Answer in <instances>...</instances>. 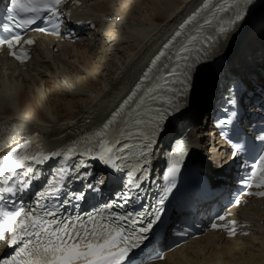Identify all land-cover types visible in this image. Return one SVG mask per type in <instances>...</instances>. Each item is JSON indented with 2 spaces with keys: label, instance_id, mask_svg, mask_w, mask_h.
<instances>
[{
  "label": "snow or ice",
  "instance_id": "snow-or-ice-1",
  "mask_svg": "<svg viewBox=\"0 0 264 264\" xmlns=\"http://www.w3.org/2000/svg\"><path fill=\"white\" fill-rule=\"evenodd\" d=\"M67 3L9 0L8 22L0 26V51L6 50L7 56L21 64L30 61L29 46L36 44V38H25L27 32L59 36L64 19L71 16L70 9L63 10ZM72 3L80 7L81 0ZM249 5L254 6L253 0H203L179 24L130 93L90 134L55 149L42 146L39 132L0 138V152H4L0 155V203L7 199L4 207L12 206L8 211L0 209V243L7 241L0 264H142L137 250L149 247L162 219L164 204L188 152L192 138L189 130L172 140L171 166L165 177L168 186L156 206L142 211L138 218L126 208L141 198L155 148L188 118V98L195 78L214 62L211 57L217 45L245 19ZM226 103V118L217 120L219 135L230 145L232 162L241 156L252 161L250 165L242 161L246 174L239 182L246 191L229 201L239 205L241 195L264 198V124L254 126L258 135L249 134L236 96L230 94ZM56 158L64 163L58 162L45 178L40 165ZM41 181L42 187L32 192L25 206V196ZM106 191L110 193L107 202L100 206L93 203L92 213L63 214L68 205L78 208L81 203L103 201ZM118 208L125 211H116ZM226 215H230L226 209L225 214L217 213L211 229H225L235 236L238 221L225 222ZM128 221L138 226L129 230ZM175 235L186 236L187 232ZM154 254L159 260L166 259L164 251Z\"/></svg>",
  "mask_w": 264,
  "mask_h": 264
},
{
  "label": "bare ground",
  "instance_id": "bare-ground-1",
  "mask_svg": "<svg viewBox=\"0 0 264 264\" xmlns=\"http://www.w3.org/2000/svg\"><path fill=\"white\" fill-rule=\"evenodd\" d=\"M202 3L203 0H85L87 7L97 12L95 17H101L98 11L107 15V20L99 21L103 31L92 32L88 42L62 46L58 54L47 51L44 67L37 65L34 73L22 70L15 77L18 70L0 67V113L33 121L56 137H66L105 118L138 82L164 37ZM235 29L221 42L220 54L244 49L249 39L264 37V8ZM261 58L253 52L250 61L242 63L241 59L240 75L264 88L262 74L253 67L254 63L260 66ZM209 78L210 73H200L188 104L203 151L211 156V146L218 143V138L214 140L212 136L209 140L214 129L204 123L214 95L206 90ZM52 82L56 88L49 92ZM258 207L241 213L253 218L255 237L221 240L212 235L153 264H264V208L260 204Z\"/></svg>",
  "mask_w": 264,
  "mask_h": 264
},
{
  "label": "rangeland",
  "instance_id": "rangeland-1",
  "mask_svg": "<svg viewBox=\"0 0 264 264\" xmlns=\"http://www.w3.org/2000/svg\"><path fill=\"white\" fill-rule=\"evenodd\" d=\"M164 20H165V18H162V19H161V21H164ZM99 31H103V29L100 28ZM59 80H61V79L59 78ZM52 83H53V86H52V87L49 86V87L47 88V89L49 90V92L55 90V88H56L55 85H54L55 82H52ZM45 90H46V87L44 88V91H45Z\"/></svg>",
  "mask_w": 264,
  "mask_h": 264
}]
</instances>
